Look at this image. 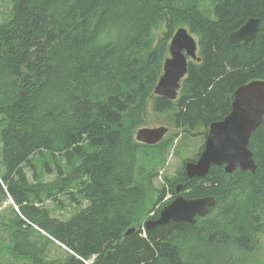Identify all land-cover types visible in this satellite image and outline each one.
I'll use <instances>...</instances> for the list:
<instances>
[{"label": "trees", "instance_id": "16d2710c", "mask_svg": "<svg viewBox=\"0 0 264 264\" xmlns=\"http://www.w3.org/2000/svg\"><path fill=\"white\" fill-rule=\"evenodd\" d=\"M10 1L0 22V197L20 216L6 224L12 257L19 264H251L264 235V116L248 144L254 174L211 166L189 179L182 167L160 187L153 180L176 137L205 140L210 124L229 114L234 91L264 81V0ZM251 17L259 19L253 40L231 45L229 35ZM183 26L198 37L199 61H187L178 97L168 101L153 91ZM148 101L179 131L154 146L134 139ZM35 157L54 173L51 181L36 173L28 180L24 169ZM178 184L183 198L212 197L215 206L193 226L145 231ZM60 195L78 209L65 220L43 207ZM56 244L62 257L48 258Z\"/></svg>", "mask_w": 264, "mask_h": 264}, {"label": "water", "instance_id": "95a60500", "mask_svg": "<svg viewBox=\"0 0 264 264\" xmlns=\"http://www.w3.org/2000/svg\"><path fill=\"white\" fill-rule=\"evenodd\" d=\"M259 19L249 18L237 31L232 32L228 41L231 45L246 44L253 40ZM199 61L197 42L183 27L177 28L169 45L168 55L162 66V74L154 88L153 96L174 101L178 97L181 81L187 72V61ZM264 116V81L254 80L237 88L232 97L231 109L221 121L210 124L203 149L195 161L184 163V173L189 179L205 177L211 166L223 167L231 174L256 171L252 153L248 149L250 136L260 126ZM166 127L140 128L135 132L137 143L154 146L167 134ZM181 184L175 187V198L159 213L156 220L144 223L145 231L163 226L169 222L195 225L196 217L207 216L215 206L212 197L188 200L180 195ZM136 228L125 231L124 237L133 234ZM110 253L108 252L107 256Z\"/></svg>", "mask_w": 264, "mask_h": 264}, {"label": "rangeland", "instance_id": "374dc122", "mask_svg": "<svg viewBox=\"0 0 264 264\" xmlns=\"http://www.w3.org/2000/svg\"><path fill=\"white\" fill-rule=\"evenodd\" d=\"M12 3L10 0H0V22L8 16L10 12ZM180 28V27H178ZM187 32H189L188 28L183 26ZM163 31L162 25L158 26L153 30L152 36L155 40H157ZM176 31V30H175ZM190 33V32H189ZM191 34V33H190ZM193 39L198 42V37L194 34H191ZM145 128H158V127H166L168 130L167 134L164 138H169L173 136L178 130L173 129L171 125L166 121L164 116L154 114L151 111L150 102H147V118L146 123L144 125ZM204 143L203 134H200L196 137H188L187 139H183L182 137H176L172 144L168 147L164 156L160 157L159 165L156 167L155 171L157 177L153 180L155 186L160 187L163 183L165 177H171L176 172L180 170V168H184L183 164L189 160H196L198 151L200 146ZM43 157L46 158V161L51 165L49 162V158L46 154H43ZM33 167H25V172L27 174L28 180L32 181L33 174H37V179L43 182L51 181L54 178V173L47 175L42 170V164L40 158L35 157L32 159ZM50 170L53 169L51 165L49 167ZM5 189V188H4ZM170 198V195H167L159 205L156 206V209L159 208L160 205L164 204L167 199ZM56 203L52 202V200H44L43 207L48 209L50 215L52 217L58 218L60 220H65L69 218L71 215L76 213L78 210L76 207L72 206L70 202L67 200L65 196H59ZM60 203H62L60 205ZM162 210V209H161ZM154 215L155 213H151ZM151 214H145L143 218H148ZM15 216H19L18 208L15 206L10 199H4L0 197V260L3 264H19L20 262L17 261L9 252V234L6 224L8 220H12ZM159 216V214H158ZM144 222V221H143ZM57 245V244H56ZM55 248L54 246L50 247V253L48 258H61L62 257V250L59 245ZM253 255V256H252ZM248 255L252 256L250 261L251 264H264V235L261 236L259 240V245L257 250L254 254ZM87 264H90L87 262Z\"/></svg>", "mask_w": 264, "mask_h": 264}, {"label": "flooded vegetation", "instance_id": "af4514ba", "mask_svg": "<svg viewBox=\"0 0 264 264\" xmlns=\"http://www.w3.org/2000/svg\"><path fill=\"white\" fill-rule=\"evenodd\" d=\"M168 130H169V129H168ZM204 141H205V140H204ZM203 144H204V143H203ZM183 169H184V168H183ZM184 175H185V173H184ZM181 189H182V185H181ZM175 196H176V195H175ZM174 198H175V197H174ZM172 200H173V199H172ZM172 200H171V201H172ZM171 201L169 200V202H168L167 204H169ZM167 204H166V205H167ZM166 205H165V206H166ZM165 206H164V207H165ZM164 207H163V208H164ZM155 219H157V218H155V217H154V218H151L152 221H154Z\"/></svg>", "mask_w": 264, "mask_h": 264}, {"label": "bare ground", "instance_id": "6f19581e", "mask_svg": "<svg viewBox=\"0 0 264 264\" xmlns=\"http://www.w3.org/2000/svg\"><path fill=\"white\" fill-rule=\"evenodd\" d=\"M159 213H160V212H159ZM157 218H158V217H157ZM147 220H151V219H147ZM147 220H146V221H147ZM155 220H156V219H155ZM146 221H145V222H146ZM145 222H144V223H145ZM144 223H143V225L141 226L143 229H144ZM133 228H135V227H133ZM144 230H145V229H144Z\"/></svg>", "mask_w": 264, "mask_h": 264}]
</instances>
